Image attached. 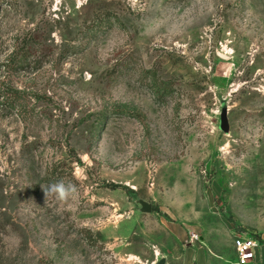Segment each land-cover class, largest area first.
Wrapping results in <instances>:
<instances>
[{"label":"rangeland","instance_id":"1","mask_svg":"<svg viewBox=\"0 0 264 264\" xmlns=\"http://www.w3.org/2000/svg\"><path fill=\"white\" fill-rule=\"evenodd\" d=\"M237 232L262 253L264 0H0V264H234Z\"/></svg>","mask_w":264,"mask_h":264},{"label":"built area","instance_id":"2","mask_svg":"<svg viewBox=\"0 0 264 264\" xmlns=\"http://www.w3.org/2000/svg\"><path fill=\"white\" fill-rule=\"evenodd\" d=\"M231 247L234 264H261L258 259L259 242L255 237L244 232H237L232 237Z\"/></svg>","mask_w":264,"mask_h":264},{"label":"water","instance_id":"3","mask_svg":"<svg viewBox=\"0 0 264 264\" xmlns=\"http://www.w3.org/2000/svg\"><path fill=\"white\" fill-rule=\"evenodd\" d=\"M221 130L223 131V133H227L228 132V126L226 124H223ZM156 264H165V261L163 259H161Z\"/></svg>","mask_w":264,"mask_h":264},{"label":"crops","instance_id":"4","mask_svg":"<svg viewBox=\"0 0 264 264\" xmlns=\"http://www.w3.org/2000/svg\"><path fill=\"white\" fill-rule=\"evenodd\" d=\"M262 253L258 255V259L261 262V264H264V249L261 250Z\"/></svg>","mask_w":264,"mask_h":264}]
</instances>
